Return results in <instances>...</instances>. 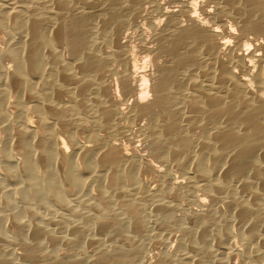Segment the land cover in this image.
<instances>
[{
    "label": "bare ground",
    "instance_id": "6f19581e",
    "mask_svg": "<svg viewBox=\"0 0 264 264\" xmlns=\"http://www.w3.org/2000/svg\"><path fill=\"white\" fill-rule=\"evenodd\" d=\"M175 1L0 0V264H264V1Z\"/></svg>",
    "mask_w": 264,
    "mask_h": 264
},
{
    "label": "rangeland",
    "instance_id": "374dc122",
    "mask_svg": "<svg viewBox=\"0 0 264 264\" xmlns=\"http://www.w3.org/2000/svg\"><path fill=\"white\" fill-rule=\"evenodd\" d=\"M64 2H67V4L69 5V8L71 7V10L73 11V13H75V14H79V15H81V16H84V15H87V16H89L88 15V13L91 11V12H93V15H95L94 13H98L99 11H100V8H99V4L97 3V5H91L90 7H88V6H86V8L85 7H81L80 5V0H70V2H69V0H63ZM74 1V3H72ZM77 3H76V2ZM183 1H186L187 3H189L190 4V6L191 5H196V7L194 6V9L197 11V15H200V16H198L199 18H201L202 17V14H203V10H204V12L205 11H208V9L210 10L214 5H213V3H211V2H215V0H211V2H210V0H183ZM191 1H193L192 3H191ZM264 1V0H263ZM155 2L158 4V6L159 7H161L160 9H162V11L164 12H166V11H174V10H178V4L176 3V1L175 0H155ZM207 2V3H206ZM75 3H76V5H75ZM79 3V4H78ZM211 3V4H210ZM78 4V5H77ZM192 7V6H191ZM204 7V9L203 10H200L201 8H203ZM84 8V9H83ZM90 8V9H89ZM98 8V9H97ZM77 9V10H76ZM81 11H80V10ZM94 10V11H93ZM145 11H143L142 13H141V16H140V18H139V21L140 22H146V20H148V19H151L154 23H156V25L157 26H159V27H162L163 26V21L164 20H162L161 18H158V15H157V12H155V11H153L150 7L149 8H145L144 9ZM198 10H200L199 12H198ZM202 13V14H201ZM160 23V24H159ZM162 25V26H161ZM147 37H148V35H146ZM145 36V37H146ZM129 42H130V45H132V47L134 46H136L135 48H136V50H135V48H134V50H135V52L137 53L138 51H139V49H138V46H137V44H138V37L135 35V34H133V35H131L130 36V38H129ZM163 61H164V59H161V61H160V63H161V65L162 64H164L163 63ZM147 70H150V71H152V68H150L148 65H147ZM145 120L143 121V120H141V122H140V124L141 125H143V124H145ZM88 126V125H87ZM134 130V131H133ZM87 131L88 132H90L91 131V129H90V127L88 126V129H87ZM131 138L130 139H122L121 141H120V144L122 143V145H124V147L126 148V149H129V150H127V151H129L128 153L129 154H132V155H137V156H141L140 158V162H141V164L143 165V166H149L150 167V169H152L151 171L152 172H158V173H164L167 169H166V167L164 166V165H160V163H156L155 161H153V159H151V157H149L148 156V153L146 154L145 153V151H143V146H141L142 144H140L138 141H139V138H138V136L139 135H137V131L135 130V128H133L132 130H131ZM138 138V139H137ZM65 141V143H67L66 144V148H67V151L68 152H71V147H70V145H69V143L67 142V140L65 139L64 140ZM142 147V148H141ZM149 157V158H148ZM156 166V167H155ZM150 172H148V174H149ZM151 174V173H150ZM170 174H171V176L172 177H178L180 174L178 173V172H176V170L174 169V168H172L171 169V171H170ZM152 186L154 185V186H156L157 187V184L156 183H152L151 184ZM156 187H151L153 190H155L156 189ZM155 188V189H154ZM196 194H200V192H196ZM203 199H205L206 200V203H208V201H207V198H203ZM185 201V200H184ZM183 200H182V205L184 206L185 205V203H186V205L184 206V207H187L189 204H191V203H187L186 201L184 202ZM189 206H192V205H189ZM193 206H195V205H193ZM180 212V211H179ZM178 211H176V213L177 214H179L180 215V213H179ZM189 219V220H188ZM187 220H186V224H187V226L189 227H194V225H196V223H197V219H196V217L195 216H191L190 218H188ZM196 220V221H195ZM190 222V223H189ZM233 227H232V231H233V233L235 232V231H238L239 230V227H238V225H236L235 226V228H234V225H232ZM238 229H237V228ZM160 228V229H159ZM158 228V226H155V225H153V224H148L147 226H146V228H145V232H144V238H140V242H141V245H142V248H143V252H145L144 254L147 256V259L149 260L148 261V263L149 264H154V259H153V257H154V254L156 253V252H159L160 250H163V249H165L166 248V250H167V252H169V251H171V253H172V251H174V249L176 248V246H177V240H178V236H179V231H178V228L177 227H172V230L171 231H166V230H163L161 227H159ZM174 228V229H173ZM147 229V230H146ZM175 229H176V231H175ZM235 229V230H234ZM159 231V232H158ZM147 232V233H146ZM237 232H235L234 234H236ZM151 234H154V235H151ZM146 236V237H145ZM150 236H155V242H153V241H151L150 240ZM157 236H158V238H157ZM160 237V238H159ZM101 239H97V237L95 238V239H97V240H100V244H102L103 245V243H102V241L101 240H103L102 239V237H100ZM163 238H167V240H162ZM234 238H236V236L234 237ZM238 238V237H237ZM134 239V240H133ZM132 239V242H134L135 241V238H133ZM159 240L160 241H162V242H160V243H158L159 242ZM145 241V242H144ZM158 241V242H157ZM164 241H166V242H164ZM132 242H131V244H132ZM143 243V244H142ZM154 243V244H153ZM156 244H158V245H156ZM164 246H163V245ZM166 244V245H165ZM232 244L234 245V246H237V247H239L240 246V242L238 241V239H236V241H234V243L232 242ZM161 246V247H159L158 248V246ZM170 245V246H169ZM87 246V247H86ZM93 246H90L89 247V245H86V244H83L82 246H81V249L83 248V251L84 252H86V253H88V252H91V251H93L92 249H95V247H93ZM169 247V248H168ZM15 248V247H14ZM85 248V249H84ZM156 249H157V251H156ZM159 249V250H158ZM169 250V251H168ZM13 251H15V252H17V250H16V248L15 249H13ZM82 251V250H81ZM78 253V252H77ZM241 260V257L240 256H237V258L236 257H234V259H233V263L234 264H243V261L241 260V263H240V260ZM154 260V261H153ZM151 261H153L152 263H151ZM16 262V261H15ZM15 262H13L14 264H17V263H15Z\"/></svg>",
    "mask_w": 264,
    "mask_h": 264
}]
</instances>
